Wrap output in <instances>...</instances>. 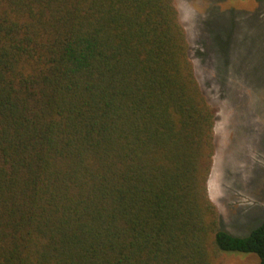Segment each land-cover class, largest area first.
Returning <instances> with one entry per match:
<instances>
[{
	"label": "trees",
	"instance_id": "1",
	"mask_svg": "<svg viewBox=\"0 0 264 264\" xmlns=\"http://www.w3.org/2000/svg\"><path fill=\"white\" fill-rule=\"evenodd\" d=\"M214 119L174 0H0V264H264L209 198Z\"/></svg>",
	"mask_w": 264,
	"mask_h": 264
},
{
	"label": "rangeland",
	"instance_id": "2",
	"mask_svg": "<svg viewBox=\"0 0 264 264\" xmlns=\"http://www.w3.org/2000/svg\"><path fill=\"white\" fill-rule=\"evenodd\" d=\"M195 76L215 111L207 190L222 227L245 236L264 220V0H174ZM225 264H258L224 252Z\"/></svg>",
	"mask_w": 264,
	"mask_h": 264
}]
</instances>
